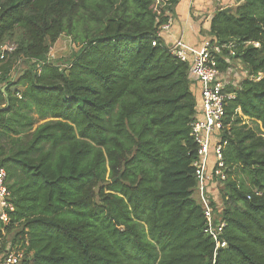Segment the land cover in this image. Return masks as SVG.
Returning a JSON list of instances; mask_svg holds the SVG:
<instances>
[{
  "label": "trees",
  "instance_id": "16d2710c",
  "mask_svg": "<svg viewBox=\"0 0 264 264\" xmlns=\"http://www.w3.org/2000/svg\"><path fill=\"white\" fill-rule=\"evenodd\" d=\"M240 1L205 35L220 70L236 59L248 74L228 89L230 177L212 197L228 246L215 256L195 197L190 67L158 37L181 0H0V55L16 45L0 60L6 233L23 264H264V0ZM63 34L79 47L67 69L47 61Z\"/></svg>",
  "mask_w": 264,
  "mask_h": 264
},
{
  "label": "built area",
  "instance_id": "2783aa9c",
  "mask_svg": "<svg viewBox=\"0 0 264 264\" xmlns=\"http://www.w3.org/2000/svg\"><path fill=\"white\" fill-rule=\"evenodd\" d=\"M172 26L173 18L170 17L168 23L159 28L158 37L174 56L188 63L190 67L192 89L197 95V112L191 123V137L197 145V159L193 164L197 178L195 197L202 206L206 221L204 232L214 241L216 256L220 249L228 246L222 237L226 222L219 216L221 213L215 211L212 198L218 185L229 177L224 159L226 142H223L222 133L226 105L229 100L235 98V94L228 92V89L231 86L237 89L248 74L242 67L233 69L231 60H227L230 64L227 71L220 70L215 54L220 53V46L208 38H203L200 44L187 41L183 35L171 38ZM153 45L156 46L157 41L153 42ZM254 45L259 46L257 43ZM225 47L231 48V45ZM15 48L14 44L2 46L0 60ZM233 55L231 51V56ZM240 76L242 79L237 81ZM250 79L255 80L254 77ZM13 211L14 205L7 185V171L0 161V264H23L26 257L25 248L14 246L8 241L6 228L11 224L10 213Z\"/></svg>",
  "mask_w": 264,
  "mask_h": 264
},
{
  "label": "rangeland",
  "instance_id": "374dc122",
  "mask_svg": "<svg viewBox=\"0 0 264 264\" xmlns=\"http://www.w3.org/2000/svg\"><path fill=\"white\" fill-rule=\"evenodd\" d=\"M163 1L164 0H156V6H158L160 8L161 5L163 4ZM201 1H207V0H201ZM211 1H214L215 12L218 9H227V8L231 9V11H234L240 4H242V1H240V0H226L223 3H219L216 0H211ZM205 8H206V5H205V7L201 6L200 9H197V7H195L193 9L194 12L192 13V15H197V16H195V18H197L198 15H202V16H199L198 18H200V19L203 18V24H204V21L207 19L206 15H210V14L205 12L206 11ZM204 16H205V18H204ZM174 22L176 24V20L175 19H174ZM182 28H180L181 29L180 31H182ZM184 34H185L184 36H185L186 40L188 41V39H189L188 30H186ZM10 43H11V41L7 42V44H10ZM13 44H14V42H13ZM78 51H79V47L73 42L71 37L63 34L58 39V41L55 44L51 45L50 52L47 55V61L50 62L51 64L54 63V64L60 65L61 67L67 69L69 67V65H70L69 63L71 62L72 58L75 56V54ZM231 67L233 69H237V68H241V67L244 68V65L240 61L235 59V60H231ZM16 71H17V69L14 70L13 75H11L10 78L16 76V73H17ZM238 72H239V74H241V70H239ZM241 79H242V76H240L237 79V81L241 80ZM5 82H6L5 80L0 81V87L2 85H4ZM231 87H233V86H231ZM248 124L250 126L256 127V125L252 124L251 121H249ZM231 178L232 179H234V178H242L243 180H245L243 175L239 176V172H234V174H233V176ZM12 237H13V234L10 237H8V241L11 242L12 241Z\"/></svg>",
  "mask_w": 264,
  "mask_h": 264
},
{
  "label": "crops",
  "instance_id": "0c3cea01",
  "mask_svg": "<svg viewBox=\"0 0 264 264\" xmlns=\"http://www.w3.org/2000/svg\"><path fill=\"white\" fill-rule=\"evenodd\" d=\"M225 1L226 0H224V2ZM205 5H206L205 12L210 15H206L207 19L204 21L203 24V18L202 19L198 18L199 16L202 15H198V17L195 18V16L197 15H192V13L194 12L193 9L195 7H197V9H200L201 6L205 7ZM214 14H215L214 1L181 0V2L174 8L173 15H171L174 24V26H172V29L170 31L171 38L179 37L180 35L184 36L185 31L188 30L189 33L188 41H191L194 44H200L203 38H205V35H207V33L210 30L211 19L213 18ZM174 19L176 20V24L174 22ZM180 28H182V31H180L181 30Z\"/></svg>",
  "mask_w": 264,
  "mask_h": 264
},
{
  "label": "water",
  "instance_id": "95a60500",
  "mask_svg": "<svg viewBox=\"0 0 264 264\" xmlns=\"http://www.w3.org/2000/svg\"><path fill=\"white\" fill-rule=\"evenodd\" d=\"M229 11H231V9H229Z\"/></svg>",
  "mask_w": 264,
  "mask_h": 264
}]
</instances>
